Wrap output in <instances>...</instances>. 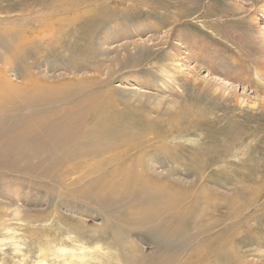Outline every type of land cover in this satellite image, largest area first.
Returning <instances> with one entry per match:
<instances>
[{"label": "rangeland", "instance_id": "1", "mask_svg": "<svg viewBox=\"0 0 264 264\" xmlns=\"http://www.w3.org/2000/svg\"><path fill=\"white\" fill-rule=\"evenodd\" d=\"M0 74L18 85L0 86L4 96L23 93L29 75L35 93L53 85V116L91 128L65 194L97 185L118 198L116 169L128 165L173 187L166 199L177 209L156 222L186 232L163 242L120 222L117 236L80 197L50 193L57 171L44 178L18 161L0 166V264H63L57 246L71 256L95 243L100 264H126L125 237L149 262L166 254L193 264L198 227L214 235L209 248L237 247L245 264H264V0H0ZM4 106L0 143L17 113Z\"/></svg>", "mask_w": 264, "mask_h": 264}, {"label": "bare ground", "instance_id": "2", "mask_svg": "<svg viewBox=\"0 0 264 264\" xmlns=\"http://www.w3.org/2000/svg\"><path fill=\"white\" fill-rule=\"evenodd\" d=\"M16 45L18 46V44ZM17 49L18 48H16V50ZM28 80L30 81V83L22 87L23 93L16 96L10 94L4 96L3 93L5 94L7 91L13 89V87L15 88V86L13 85H18L12 83L7 79L6 76L0 74V81H2V84L0 86H3V84H5V86L8 87L6 88V92L5 89H0V104L3 103V107H1L2 111L0 109V119H5L7 116L3 115L6 109V106L4 105L14 104V110L17 112L12 116L15 120L13 121L14 123H12L11 126L5 129V133H7L8 137L6 138L4 143H0V166L8 164L13 168L17 165L18 161H21L23 167L27 168L29 171L41 169L43 177L48 179L51 176L53 177V171H57L53 178L55 181L59 182V185H57L58 187L48 185L50 193L54 194L53 196L57 200L63 197L68 200H75V197H80L81 202H86L88 205H90L91 212L94 211L95 214H98L99 216L101 215L100 217L104 220V223L109 221L115 224V229H112L115 230L114 232L117 236H121L119 235V233L123 232L121 231L122 228L119 225V223L121 222L122 224H125V227L134 224L139 228H147V230H150L151 228L150 231L154 233V237H156V239H161L163 242L167 240L171 241L170 239L174 240V238H176L177 236L186 237V232L183 234V232H181L182 229L180 231L179 229H173L172 227L174 226H170L169 222H161V224L159 221L158 223L156 222L159 219V214L177 209L178 203H176L175 200H167V194H169L170 191L172 193L174 192L172 190L173 187H165L164 185H160L159 182L151 180L149 176L144 175L146 172L144 174L135 173L133 172V169L131 170L130 166L128 165L120 169L115 168L117 170V175H122L124 177L123 182L125 183V187L120 188L121 194H119L118 198L112 197L111 194H109V191L107 192L101 189L100 191L99 189H97V185H95L94 189H92L91 186H78L71 189V192L68 195L65 194V188L68 189V185H65L66 182H64L65 176L66 174L71 175V171L76 168L72 167L69 169L68 164L74 162L77 165L79 163L81 156L86 152V150L85 152H83L82 149L87 146V142L86 140H84V133L92 135V130L91 128H85L86 124L74 123L72 118L68 117L67 113L63 115V118L58 120L56 116H53V108L49 106L50 103L55 101L51 98V96H53L51 91L53 85L45 86V83L40 82V92L35 93V87L38 86L39 82H36V79L34 80L30 75ZM50 87L51 90H48ZM45 92H47V96ZM41 104H45L46 108L49 109L44 110L43 107H41L43 106ZM36 106H39V108L41 107L42 109H33ZM101 164L102 162L100 163V165ZM100 165H97V168L101 167ZM97 168L94 165V167H92L89 171L93 173ZM101 176L105 177L104 174H101ZM85 183L86 181L83 184ZM72 184H75V182H73ZM87 185H89V183ZM167 185L169 186V184ZM172 185H175V183ZM148 188L155 189V194L150 191V196L146 195V192L149 191ZM98 190L100 192H98ZM149 200H152L153 202H151L152 204L150 206L147 203ZM60 201L63 202L62 199H60ZM145 203H147V205H144ZM121 205H125L127 207L126 212L119 211V207ZM151 208H154V210L157 211L156 214L149 211L153 210ZM139 209L147 211L142 212ZM202 212L203 211H201L200 214H202ZM132 213L136 214V217H132V215H130ZM204 232V229L198 227L197 233L199 234L198 236L200 237V239H198V243L195 244L193 250H188L190 251V253L192 252V255L194 257L193 264H223L224 261H226L227 264L246 263L243 259L244 255L239 251V249H237V247L226 248L225 246H221L216 249L209 248L207 246V242L210 241L209 239H213L214 235L213 238H211L210 236L205 235ZM126 233L130 234L132 233V231L127 229ZM116 235H114L113 237H116ZM175 240L178 241L177 238ZM184 245L185 244H183L182 247L180 246V249L183 248ZM100 247L101 246L98 243H95L93 246L83 245L78 248L81 251L79 255L65 256V254L71 249L67 248L66 246L60 245L56 247V250L59 252V254L56 255V258L63 259V264H100L98 260H104L102 257L103 254L100 253ZM118 248L121 251L124 260H126V264H159V262L156 261H147V258L142 256L143 250L137 248L135 245V241L130 240L128 237H125L124 241L122 242L119 241ZM137 251L140 253V256L136 255ZM106 258V260H110L111 257L108 258V256H106ZM162 258H164V260L161 261L162 264H174V262L177 261L174 255L167 256L165 254L164 256H162ZM35 264H45V258H41Z\"/></svg>", "mask_w": 264, "mask_h": 264}]
</instances>
